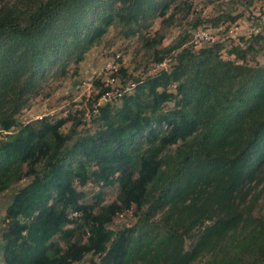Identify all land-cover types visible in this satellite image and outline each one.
<instances>
[{"label":"trees","instance_id":"16d2710c","mask_svg":"<svg viewBox=\"0 0 264 264\" xmlns=\"http://www.w3.org/2000/svg\"><path fill=\"white\" fill-rule=\"evenodd\" d=\"M179 1L0 0V195L29 180L6 209L4 264H264V65L249 64L264 33L231 59L221 45L157 49L164 35L143 36L170 68L131 93L97 82L93 134L78 133L79 121L65 133L73 117L19 123L50 77L66 76L112 26L131 38ZM91 179L119 186L117 200L84 203L77 182ZM135 207L137 224L111 229Z\"/></svg>","mask_w":264,"mask_h":264},{"label":"rangeland","instance_id":"374dc122","mask_svg":"<svg viewBox=\"0 0 264 264\" xmlns=\"http://www.w3.org/2000/svg\"><path fill=\"white\" fill-rule=\"evenodd\" d=\"M165 19H169L166 25L163 24ZM159 32L164 35V39L157 49L171 46L180 39L186 40L195 50L221 45L225 49L224 58L231 59L228 52L233 46L242 43L244 39L252 35L264 33V0H180L169 7L164 18L154 20L151 27H142L140 32L131 38H125L123 26L115 24L102 40L88 51L83 62L78 65L71 63L66 76L56 74L50 77L41 92L31 99L30 106L21 112L18 117L19 123L27 124L44 117L55 119L73 117L76 121L71 120L63 128L65 133L70 132L74 123L79 121L78 133L93 134L98 127V124L93 121V114L97 112L98 106L94 101L101 93L103 86L108 83L107 80L110 78L108 68L117 56H119L117 60L119 67L127 73L110 83L113 95L117 92L124 93V90L131 93L136 79L170 68L171 59L161 65L153 61V50L147 48L143 40V36L157 39ZM202 35L206 36L202 38ZM261 45H264V41ZM249 64L264 65V50H261ZM97 82L104 85L101 87ZM170 91L177 93L174 87H171ZM108 101L101 98L98 103L103 105ZM116 104H120V101ZM172 108L173 104L166 106V110ZM160 129V127L157 128V133L162 131ZM142 143L146 149L147 144L144 140ZM28 182L29 180H25L16 188L0 195V241L1 232L5 227L6 209L14 194ZM77 186L85 195L84 203L89 205H95L98 202L97 197L100 193L103 196L101 205L115 202L120 193L119 186L104 188L93 179L85 186H80L77 182ZM164 210L163 207L160 208L155 217L156 222L159 221ZM140 214L135 207L132 211L117 217L110 227L113 230L130 228L137 224ZM55 240L65 247L60 236ZM89 261L90 257L84 264H90ZM0 264H4L1 256Z\"/></svg>","mask_w":264,"mask_h":264},{"label":"built area","instance_id":"2783aa9c","mask_svg":"<svg viewBox=\"0 0 264 264\" xmlns=\"http://www.w3.org/2000/svg\"><path fill=\"white\" fill-rule=\"evenodd\" d=\"M206 35H202L201 37L202 38H204ZM119 59V56H117V58L110 64L111 66H109V71H110V75H112L113 73H115V72H118V70H119V65H118V63H117V60ZM107 82L108 83H113L114 82V80H112V79H108L107 80ZM118 93V92H117ZM119 95H120V93H118ZM111 94L110 93H107L106 95H104L103 96V98L105 99V100H110L111 99Z\"/></svg>","mask_w":264,"mask_h":264}]
</instances>
